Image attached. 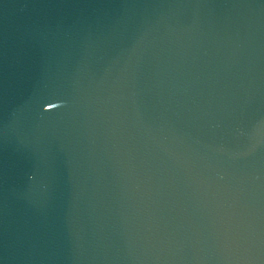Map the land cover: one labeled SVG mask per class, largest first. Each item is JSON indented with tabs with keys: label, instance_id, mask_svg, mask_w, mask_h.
I'll list each match as a JSON object with an SVG mask.
<instances>
[{
	"label": "water",
	"instance_id": "1",
	"mask_svg": "<svg viewBox=\"0 0 264 264\" xmlns=\"http://www.w3.org/2000/svg\"><path fill=\"white\" fill-rule=\"evenodd\" d=\"M0 264H264V0H0Z\"/></svg>",
	"mask_w": 264,
	"mask_h": 264
}]
</instances>
